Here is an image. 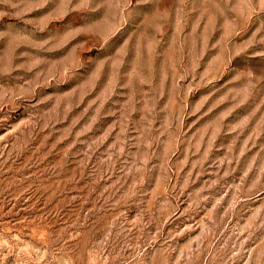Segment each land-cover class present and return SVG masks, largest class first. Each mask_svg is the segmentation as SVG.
<instances>
[{
	"label": "rangeland",
	"instance_id": "obj_1",
	"mask_svg": "<svg viewBox=\"0 0 264 264\" xmlns=\"http://www.w3.org/2000/svg\"><path fill=\"white\" fill-rule=\"evenodd\" d=\"M0 264H264V0H0Z\"/></svg>",
	"mask_w": 264,
	"mask_h": 264
}]
</instances>
